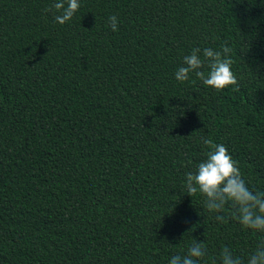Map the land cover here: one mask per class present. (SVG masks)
I'll return each mask as SVG.
<instances>
[{
    "label": "trees",
    "instance_id": "obj_1",
    "mask_svg": "<svg viewBox=\"0 0 264 264\" xmlns=\"http://www.w3.org/2000/svg\"><path fill=\"white\" fill-rule=\"evenodd\" d=\"M52 2L0 0V264H169L194 242L246 264L264 234L185 174L207 137L264 191V0H79L64 24ZM224 44L239 91L175 79Z\"/></svg>",
    "mask_w": 264,
    "mask_h": 264
},
{
    "label": "clouds",
    "instance_id": "obj_2",
    "mask_svg": "<svg viewBox=\"0 0 264 264\" xmlns=\"http://www.w3.org/2000/svg\"><path fill=\"white\" fill-rule=\"evenodd\" d=\"M79 8V0H53L43 11L53 13L55 22L64 24L73 18ZM107 26L112 31H118V17L111 15ZM231 52L232 49L227 44L222 45L220 50L193 48L190 54L183 57V64L175 71V79L186 82L189 81L190 74L194 73L204 85L217 91L230 86H235L233 90L239 91L237 78L232 71ZM191 82L195 83V80ZM201 140L209 150L195 172L185 174L187 195L194 197L199 193L209 212L223 213L225 207L229 206L231 218L244 229L264 234V191H253L249 188L238 167V161L233 159L224 144L214 143L207 137H202ZM214 218L221 223L225 222L222 214ZM206 255L203 243L194 242L186 255L172 256L169 264H198ZM218 259L219 264H245L227 246L221 249ZM212 264H217L216 258L212 259ZM246 264H264V239L258 242Z\"/></svg>",
    "mask_w": 264,
    "mask_h": 264
}]
</instances>
